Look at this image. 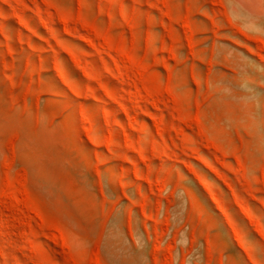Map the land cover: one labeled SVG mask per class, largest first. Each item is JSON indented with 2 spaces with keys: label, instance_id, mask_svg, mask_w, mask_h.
Wrapping results in <instances>:
<instances>
[{
  "label": "rangeland",
  "instance_id": "obj_1",
  "mask_svg": "<svg viewBox=\"0 0 264 264\" xmlns=\"http://www.w3.org/2000/svg\"><path fill=\"white\" fill-rule=\"evenodd\" d=\"M0 264H264V0H0Z\"/></svg>",
  "mask_w": 264,
  "mask_h": 264
}]
</instances>
